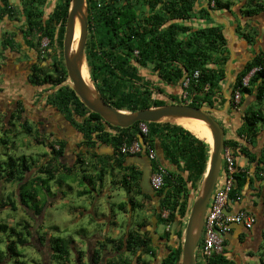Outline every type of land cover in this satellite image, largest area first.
<instances>
[{
    "label": "trees",
    "instance_id": "obj_1",
    "mask_svg": "<svg viewBox=\"0 0 264 264\" xmlns=\"http://www.w3.org/2000/svg\"><path fill=\"white\" fill-rule=\"evenodd\" d=\"M44 1L24 0L21 11L24 12L28 29L29 31L35 29L37 33H40L38 38L45 36L51 41L55 37V27L58 25L56 39L59 45H62L70 0H58L47 21H43L42 13L38 11L37 7H33L34 4H43ZM3 2L6 14L14 15L13 7L8 0H3ZM197 4L198 0H86L88 20L85 44L86 77L91 85L94 84L106 103L116 109L126 111L166 104L163 99L152 97L154 87L151 85V81L141 75L139 69L146 67L155 73L159 81L170 85L179 84L182 91L191 99L187 102L191 106L214 107L224 103L222 82L225 79V70L223 67L229 60L228 35L225 28L216 22L197 27L185 22H190L197 16L202 20H208L210 10L226 11L238 17H253L264 9V4L262 0H245L239 13L232 10L234 4L232 0H207V6L199 8H196ZM140 6L146 8L147 12L139 14L137 8ZM239 31L240 27L238 26L236 27L237 34ZM240 34L248 44L253 41L251 33L240 31ZM249 54L243 63H240L232 83V92L238 90L251 96L254 93L253 88H258L259 98H264V55ZM254 68L257 69L249 77V86H243V77ZM60 69L61 76L56 79L57 83L66 78L63 66H60ZM194 71L199 72L198 78L189 79L187 86H183L184 78L190 76ZM206 84H208V88L205 90ZM170 96L174 101L179 98L177 95L170 94ZM243 101L244 98L241 99V103ZM52 102L54 106L66 112L70 121H73V125L81 133L83 145L89 149L85 153L94 159L93 168L98 170L96 172L103 176L106 173V164L113 160L116 166L128 170L124 179L119 181L122 186L128 191L132 187H136L140 195L149 199L153 196L142 193L139 186L142 171L137 170L133 164L127 166V162H129L127 157H134V155L114 156L123 143L130 144L136 139L139 141L138 135H141L142 141L156 150L158 163L165 167L172 165L178 171L167 170L164 176V185L157 190L161 211L168 210L166 217L159 216L160 223L171 225L177 219L187 216L189 200L194 197L196 189L200 186L199 183L211 150L207 136L197 135L183 125L170 120L144 122L147 127L146 134L140 131L139 126L142 123L140 121L125 128L112 126L97 113L89 111L69 85L61 88L53 97ZM249 111L250 109L246 111L248 114L243 118V122L239 115L234 116L236 135L239 138L245 135L248 137V142L255 143L264 134V113L261 111H250L249 113ZM74 114L81 117L80 122H77L73 117ZM6 142L5 139L0 140V144H6ZM58 143V149L52 146L54 157H58L62 153L64 143L60 141ZM98 144L113 148L114 151L112 154L102 155L97 151ZM224 144L225 148L231 150L236 162L237 157L244 156L249 161L248 164L255 163L254 177L261 180V177L257 176V171L264 168V148L262 152L254 153L251 148L242 147L237 140L229 138H225ZM82 155L78 158L80 167L84 164ZM140 155L139 153L135 156L139 157ZM23 157L16 159L8 156L6 158L4 180L9 182L23 178L22 175L29 169L26 159ZM17 160H21V162L17 164ZM154 165H156L154 161L150 162L149 174H151ZM63 168L65 171H71L70 167L63 165ZM37 173L46 174L48 178L53 176L52 169L47 165H40ZM82 176L88 181V184L92 183V178H94L92 175L89 179L85 174ZM38 178L40 175H36L35 179L30 182L22 183L18 192L21 203L24 204L27 200L31 201L30 210L35 214H40L42 210L36 200L37 190L31 187L32 182L38 181ZM234 178L236 181L230 193L231 198L235 197L237 190L247 181L249 185L252 184V179L246 177L244 172L236 173ZM128 203L132 209L142 206L131 198L128 199ZM125 205L126 203L119 204V207L123 208ZM256 222L252 227L253 230H244L248 238L256 239L255 246L261 247L259 242L262 239L261 230L264 227V222ZM166 234L169 236L170 232L167 231ZM16 235V239L22 240L21 233H16ZM174 235L175 238H181V228L177 229ZM128 239H131L128 241L129 246L135 244L137 240L142 245L145 244V241L137 236L131 235ZM228 240L237 243L236 239L231 240L227 237L223 241V248ZM119 242L120 246L127 241L119 240ZM178 247L177 250L167 254L162 260V264H180L181 245ZM149 248L147 247V250ZM51 250L53 251L52 258L57 261H63L66 258L67 250L59 242H55ZM225 251L212 254L201 263L229 264L232 261L226 256ZM15 252L14 240H7L5 250H0V262L12 257Z\"/></svg>",
    "mask_w": 264,
    "mask_h": 264
},
{
    "label": "rangeland",
    "instance_id": "obj_2",
    "mask_svg": "<svg viewBox=\"0 0 264 264\" xmlns=\"http://www.w3.org/2000/svg\"><path fill=\"white\" fill-rule=\"evenodd\" d=\"M8 1L12 7L20 9V11L22 10L24 0ZM232 1L234 3L232 5V10L235 13H239V9L241 5L244 4L245 0ZM57 2L58 0H45L43 4H34L33 7H37L38 11L42 13L41 19L44 21L51 14ZM262 3L264 4V0H262ZM205 6H207V0H198L196 8ZM137 10L139 14L145 11L147 12V9L142 6L137 8ZM263 13L264 9L262 12L253 17H238L237 15L236 17L234 14L232 15L226 11L210 10L208 20H202L197 18L199 17L197 16L190 20V22L185 23L192 24L194 27H197L200 24L203 25L213 22L225 26L224 23L220 22L222 19H227L228 17L234 19V26L230 23L232 26L230 27L229 25V31L225 30L228 35L227 48L230 60V31H232L236 37L235 39H239V41L244 39L240 34V31H242L251 33L253 41H258L256 45L264 42H262V39L259 38L263 32L262 26H264ZM23 14V11L15 13L14 16L17 17V20L6 21L9 25H7L5 21H1L0 24L8 30L12 29V25L21 28L22 21L24 19ZM237 25L240 27L238 34L236 32V27H238ZM55 32L56 34L52 43L47 46V39H38L37 35L30 36L27 41L21 39L13 40L14 46L12 49L6 48L4 50L1 45L0 60L8 61L9 64H16L20 61H29L31 58H38V61H40V59L44 61L43 65H46V63L50 62V60H53L54 62L62 61L64 63L62 45H59L58 40L56 39L58 25L55 27ZM237 41L235 42V45H232L231 49L233 51H237L239 48L240 50L242 49L241 44L239 45V42ZM249 45H251V43ZM249 45L245 44V50L239 56H237L234 52L232 59L234 60V65L236 64L235 67H237V69L240 67V63H243L245 58H247L248 51H250L251 47ZM49 46L51 47L50 57H48V51H46ZM29 47H32L33 49H30ZM229 60L226 66L224 65L223 67L225 70V84L227 81L226 72ZM83 64L86 74V66L84 62ZM139 69L141 75L145 79L151 81V85L154 87L152 97H159L163 99L166 104H187L186 99L189 101L190 98L184 96L185 92L182 91L179 84L170 85L159 81L156 78L155 73L152 72L149 67ZM231 73L233 74V72ZM224 81L222 82L223 96L227 93L230 96V88L232 86L230 85L229 88L224 89ZM24 82L25 81L20 76L16 78L14 76L10 79L5 78L2 86L3 88L1 87L0 93L3 91H5L4 93H12L17 83L23 84ZM65 83L70 86L68 78ZM170 94L177 95V97H179L177 101H174ZM224 97L226 98V96ZM214 107L217 109H223L220 105H215ZM213 115L223 126L226 125L225 118L227 117V114L225 113V108L223 109V112H214ZM1 129L2 124L0 123V137H5L6 141L9 143L13 142L14 145L7 144L6 142V144L2 143L3 146L0 147V250H5L7 240H14L16 252L12 255V257L4 259L0 262V264H88L87 252L88 250H92L96 240L99 245L107 236L117 238L120 236V233L130 226V224L132 226L135 222L147 223L150 221L151 215H154L153 207L150 203H147V199L144 197L143 200L146 202L143 204V208L141 210L136 209L131 212L129 205H126V207H123L122 209L119 207V204L123 205L129 198L139 201L141 197L137 192L136 187H132V189L128 191L124 186H122V183L119 182L121 180L120 175L116 172H108L107 166L102 187H97L95 188L96 190H92L88 181L82 176L85 174L87 179H89L90 175H92L94 177L92 178V186L95 185V175H97V170L93 168L94 159H92L88 154L85 153L82 155L84 161L82 167H80L79 164L74 165L70 167L71 171L68 172L65 171L63 165L60 163L59 157L52 156V158H50L52 151L50 150L49 143H46L47 146L44 145L41 143V140L39 141V137L35 142L34 132L30 134L17 127H12V133L9 134V131L4 132V130L2 131ZM192 132L196 133L194 131ZM2 133H4V136ZM196 134L203 136V134ZM77 139L82 138L81 136H76V140ZM97 151L102 155L111 154L108 153L109 148L101 144H98ZM6 156H12L16 159L24 156L23 158L26 159V164L30 168L33 164V168L27 174L32 176L40 175V178H38L37 181L40 183L36 185V189H38L36 200L42 207L40 214H35L30 210L32 207L30 200H27L24 204L19 202V198L16 194L17 184L15 182H8L4 180V163L7 158ZM237 158L238 161H245L244 156H239ZM40 165H47L50 169H52L53 176L48 178L46 174H38L37 169ZM261 179L264 178L261 177ZM197 189L196 191H198ZM193 198L189 200V205H191ZM186 217L187 216L177 219L182 230V234ZM163 228V225H159L157 229L158 232H161ZM261 232L262 239H260L259 242L261 245V247H259V251L253 252L249 255L251 252L246 251L245 248L247 247L241 249L243 246H234V243H231L228 240L226 246L222 249V252L223 250H226V256L231 261H235L236 263H240L244 260L249 264H260L257 263V258H259L261 263H263L264 227ZM16 233H21L22 240L16 239ZM226 235L227 234L220 235L223 241L224 239H227ZM182 238L183 237H181V241ZM177 241H179L178 238L176 239V242ZM55 242H59L67 250L66 258H64L63 261H57L51 257V250H49V248L54 247ZM197 259L199 264H202L199 257Z\"/></svg>",
    "mask_w": 264,
    "mask_h": 264
},
{
    "label": "flooded vegetation",
    "instance_id": "obj_3",
    "mask_svg": "<svg viewBox=\"0 0 264 264\" xmlns=\"http://www.w3.org/2000/svg\"><path fill=\"white\" fill-rule=\"evenodd\" d=\"M12 12L13 14H15L21 11L20 9L13 7ZM50 16L51 14L44 21H47ZM23 18L24 19L22 21L21 28L12 25L13 26L11 27L12 29L8 30L7 28H4L2 24H0V46L2 45L4 50L6 48H11V49L13 48L14 46L13 40L21 39L27 41L29 37L33 35H37V37H39L40 33H37L35 29L29 31L27 20L24 14H23ZM9 20L10 21L17 20V17L14 15L6 14V12L4 11V2L3 0H0V23L1 21L6 22ZM7 25H9V23H7ZM262 27H263L262 29L263 32L261 31L262 33L261 35L259 34L260 35L259 38H261L263 42L264 26ZM42 38L47 39L46 46L51 44L53 41V40L50 41L45 36L41 37V39ZM257 42L258 41H252L251 45H249L250 43L248 44L246 41V43L249 46H251L250 51H248V54L251 53L252 55L254 54L264 55V42L256 45ZM29 48L33 49L32 47ZM50 49H51L50 46L46 49V51H48V57L51 56ZM29 61L28 60L20 61L17 62L16 64L15 63L9 64L8 61L0 60V80H1L0 91H1V87L4 84L3 82L5 78L10 79L11 77L14 76L15 78L20 76L25 81L23 84L17 83L12 93H4L5 91L0 93V115H1L0 123L2 124L1 130L2 131L4 130V132L9 131L10 132L9 134H11L12 127L13 128L17 127L22 131L28 132L30 134L34 132L35 142L39 137V141L41 140V143H43L44 145H46V143H49L50 150L52 151L50 158L54 156L52 146H54L55 149H58L59 148L58 141L63 142L64 144L62 147V153L61 155L58 156L60 163L67 167H72L74 165H77L78 157L81 154H84L86 151H89V149L83 145L82 139L76 140V136H81V133L73 125V121H70L66 112L54 106L52 102L53 97L59 92V90L65 86H68L67 83H65L67 79V72L65 75L66 78L63 81L59 83L56 82V79L61 76L60 66H63V68L65 69L64 63L62 61L54 62L53 60H50V62H47L46 65H43L44 61H42L41 59L40 61H38V58L37 59L31 58L29 59ZM256 69L257 68L252 69L245 77H243L242 84L244 78H247L246 86L247 87L249 86V82H248L249 77L253 74V72ZM235 76L236 74L233 77V81L235 79ZM253 89H254V93L251 96H247L245 92H240L238 90L232 92V88H231L229 100L227 101L228 104L225 108V113L227 114V116L231 117V115H235V116L239 115L243 122L244 121L243 118L245 117L246 114H248V112L246 113L248 109H250V111H255V112L261 111L264 113V98H259V94L257 90L258 88H253ZM235 92H238L239 94L237 101L235 100L234 97ZM222 97L224 98L225 100L224 103H225L226 98L223 95ZM243 98L244 101L243 103H241V99ZM224 103L220 105L221 108L223 109H224L223 106ZM73 117L77 120V122L81 121V117H78L75 114L73 115ZM263 133H264V125H263ZM2 135L4 136V133H2ZM235 135H236V131H235ZM1 139H5V137L4 138L0 137V140ZM235 140H237L242 147L247 146L249 148H253L258 144V141L260 139L257 140L255 143H250L248 142L247 136L243 135L242 138H239L236 135ZM7 144L14 145L13 142L9 143L8 141ZM1 146H3V144H0V147ZM263 148H264V134L262 137V142L259 143L257 152H262ZM113 151L114 150L112 148L111 154ZM140 154H141L140 155L141 159L144 160L145 163H148L149 160L147 159L145 154L144 153H140ZM114 156H118V153L115 154ZM245 161L246 163L249 162L247 161V158L245 159ZM20 162L21 160H18L17 164H19ZM113 162H114L113 160L108 161V163L106 164L107 171L116 172L118 175H120L121 180H123L124 176L127 175L128 170H126L124 167L116 166L114 164L115 162L114 163ZM133 165L137 170L142 171V167L139 164L134 163ZM127 166H131V165H127ZM32 168H33V164L31 168L29 167L27 172H24V174L22 175L23 176L22 179L12 180V182H15L17 184V191H16L17 196L19 192V187L22 183L30 182L31 180L35 179L36 175L32 176L27 174L30 172ZM96 173L98 175H96L95 185L92 186V183L89 184L92 190H94L97 187L101 188L105 178L104 177L105 174L103 176H100L99 172ZM150 175L151 174H149V180H150ZM38 184H37V180H34L32 182L31 187L36 189V185ZM36 190L38 191V189ZM154 191L155 193L152 195L153 197L147 199V203H150L154 209V215H151L150 221L147 223L135 222V224H132V226L130 224V226H128L122 233H120V236H118L117 238L113 236L112 237L107 236L106 238L103 239V241L99 245L96 240V243L93 246L92 250L91 251L88 250L87 252L88 264H162V260L167 256V254L170 251L173 250L175 251L177 250V248H179L178 246L182 244V241L181 238H179V241L176 242L177 238L174 239L175 238L174 233L176 232L177 229L180 228V225L178 223L174 233L171 234V226L174 222L171 225H163L162 223H160L159 216L161 215L162 217H166L168 215V210L161 211L160 199L158 197L159 194H157V190ZM140 197H141L140 200L136 201L142 205L140 208L132 209L128 201L126 202V205H129V209L131 212L136 209L141 210L143 208V204H145L146 201L143 200L142 195H140ZM18 200L21 203L20 199ZM126 205L124 207H126ZM159 225H163L164 227L161 232H158L157 230ZM167 231L170 232L169 236L166 234ZM131 235L133 237L134 236L140 237L142 241H145V244L142 245V243L137 240L135 244H131V246H129L128 241L131 239L128 238ZM235 239L237 243H234V246H243L241 249L247 247L245 248L246 251L251 252L249 255H251L253 252L259 251V247L255 246L256 239L248 238L245 234L244 229ZM119 240L122 241L126 240L127 242L125 243L123 242L124 244L119 246L118 245L120 243ZM230 242L233 243L232 241ZM147 247H150L149 250H147ZM49 250H51V248H49ZM52 254L53 251L51 250V257ZM196 257L198 258V256ZM197 258H196V264L198 262ZM257 263L264 264V262L261 263V260H259V258H257ZM229 264H249V263L243 260L240 263H236L235 261L234 262L232 261Z\"/></svg>",
    "mask_w": 264,
    "mask_h": 264
},
{
    "label": "water",
    "instance_id": "obj_4",
    "mask_svg": "<svg viewBox=\"0 0 264 264\" xmlns=\"http://www.w3.org/2000/svg\"><path fill=\"white\" fill-rule=\"evenodd\" d=\"M79 17V37L78 44L75 51L72 52V42L75 31V18ZM224 21V20H223ZM88 34V20H87V7L86 0H70L69 8L66 16L64 34L62 40V52L65 70L67 72V78L70 82V87L74 91L78 99L83 105L91 112L97 113L106 123L125 128L131 126L135 122H164L163 117H192L203 120L209 127L212 136V150L208 155L206 168L203 177L199 183L198 191L193 198L189 212L186 217L185 226L182 234L181 244V261L180 264H196L195 249L200 239L203 221L207 204L210 200L214 185L219 175L222 163V153L225 150V126H223L213 113H221L223 109H217L213 106L202 105L191 106L189 104H164L161 106H152L148 108L138 109L135 111L119 110L106 103L101 97L94 84L93 88L82 78L79 63L85 60V44ZM231 43H230V60L227 66L226 82L224 89L232 86V65L234 60L232 56L234 51L232 48V41L234 34L230 31ZM87 68V65H86ZM92 82V81H91ZM231 83V84H230ZM232 88V87H231ZM230 88V89H231ZM226 96V102L224 108L227 106L229 100V94ZM140 145H144L142 136L138 135ZM108 153H111L109 148ZM127 165L134 163L139 164L142 167V177L140 181V188L142 193L153 195L155 191L151 188L149 183V164L139 156L127 157ZM167 170L172 172H178L172 165L166 166ZM198 192V193H197ZM178 221H175L171 226V234L174 233ZM235 238L238 237L243 230L240 225H233Z\"/></svg>",
    "mask_w": 264,
    "mask_h": 264
},
{
    "label": "built area",
    "instance_id": "obj_5",
    "mask_svg": "<svg viewBox=\"0 0 264 264\" xmlns=\"http://www.w3.org/2000/svg\"><path fill=\"white\" fill-rule=\"evenodd\" d=\"M198 71H194L190 76L183 80V86H187L189 79H197ZM247 85V78L243 80V86ZM208 84L205 85V90ZM187 97L186 93H184ZM235 100H238L239 94L235 92ZM187 100V99H186ZM191 99H189L190 101ZM188 102V100H187ZM140 131L143 134L147 133V127L144 122L140 123ZM118 155H136L144 153L147 159L156 165L152 168L150 175V185L153 190H159L164 185V176L167 173V168L157 162L156 150L144 143L140 145L139 141L133 140L130 144L123 143L117 150ZM237 165V166H236ZM238 172H244L246 175L248 171L244 166H239L234 155L229 148H225L222 153V163L219 175L214 185L210 200L207 204L203 227L200 239L195 249V254L199 260L203 261L212 254H219L223 249V239L220 235L231 234L234 231L233 225H240L243 229L250 230L256 219L255 215L246 210L238 209L234 212L229 211V203L231 200H238L239 194L236 192L235 197L231 198L230 193L235 186L234 175ZM257 176L264 178V168L257 171Z\"/></svg>",
    "mask_w": 264,
    "mask_h": 264
},
{
    "label": "crops",
    "instance_id": "obj_6",
    "mask_svg": "<svg viewBox=\"0 0 264 264\" xmlns=\"http://www.w3.org/2000/svg\"><path fill=\"white\" fill-rule=\"evenodd\" d=\"M220 22L224 23L225 30L229 31V25H230V27L232 25L234 26L235 20L231 19V17H228L227 19H222ZM230 37H231V35H230ZM235 38L236 37L234 36L233 41H232V45L233 44L235 45V42L238 40L237 42H239V45L241 44V46H242L241 50L239 48L237 51H234L235 54L237 56H239L245 50L246 42L243 40L239 41V39H235ZM230 43H231V39H230ZM235 66H236V64H235ZM231 70H232L231 72H233L232 77H234V75L237 73V71L239 69H237V67H234V63H233V67ZM226 82H228V80ZM224 84H225V81H224ZM233 116H235V115H231V117L227 116L225 118V123H226V125H225V127H226L225 128V136H226V138L235 140L236 139V135H235L236 123H234L235 119ZM261 142H262V138L258 141V144L256 146L251 148V150L254 153H257L259 143H261ZM237 163L239 166L243 165L244 169L246 171H248V174L246 175V177H250L252 179V184L249 185V183L247 181L243 186H241L237 190V193L239 194L240 198L238 200L234 199V200L230 201L229 211L234 212L238 209H246V210L252 212L255 216H257V222L256 223H263L264 222V179L259 180V179L254 177V175H255V165L254 164L255 163L248 164V163H246V161H243V160L238 161V159H237ZM250 230H252V229H250ZM234 233L235 232L233 231L231 234H227L226 236L229 237L231 240H235V234Z\"/></svg>",
    "mask_w": 264,
    "mask_h": 264
},
{
    "label": "bare ground",
    "instance_id": "obj_7",
    "mask_svg": "<svg viewBox=\"0 0 264 264\" xmlns=\"http://www.w3.org/2000/svg\"><path fill=\"white\" fill-rule=\"evenodd\" d=\"M78 22H79V17L76 16L74 38H73V42H72V52L75 51V49L77 48V44H78L79 26H80ZM79 68L81 71L82 78L90 85L91 88H93L91 86L90 81L86 77L83 61L79 63ZM162 120H170V121L179 123V124L183 125L184 127H187L188 129H190V130H192L198 134H203V135L207 136L209 138V141L211 144L210 147L212 150V136H211L208 125L203 120L198 119V118H192V117H170V116L169 117H163ZM211 150H210V153H211ZM210 153H209V155H210Z\"/></svg>",
    "mask_w": 264,
    "mask_h": 264
}]
</instances>
